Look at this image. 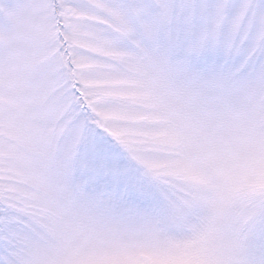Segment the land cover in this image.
<instances>
[{"label": "snow or ice", "instance_id": "1", "mask_svg": "<svg viewBox=\"0 0 264 264\" xmlns=\"http://www.w3.org/2000/svg\"><path fill=\"white\" fill-rule=\"evenodd\" d=\"M0 264H264V0H0Z\"/></svg>", "mask_w": 264, "mask_h": 264}]
</instances>
